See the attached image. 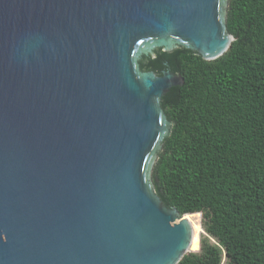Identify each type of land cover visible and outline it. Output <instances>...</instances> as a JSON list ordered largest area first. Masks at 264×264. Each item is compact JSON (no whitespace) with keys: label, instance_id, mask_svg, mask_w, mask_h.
<instances>
[{"label":"water","instance_id":"95a60500","mask_svg":"<svg viewBox=\"0 0 264 264\" xmlns=\"http://www.w3.org/2000/svg\"><path fill=\"white\" fill-rule=\"evenodd\" d=\"M229 0H0V264H179L187 213L155 191L180 73L235 41ZM202 216V214H201ZM199 251V250H198Z\"/></svg>","mask_w":264,"mask_h":264},{"label":"trees","instance_id":"16d2710c","mask_svg":"<svg viewBox=\"0 0 264 264\" xmlns=\"http://www.w3.org/2000/svg\"><path fill=\"white\" fill-rule=\"evenodd\" d=\"M227 27L217 60L179 47L139 62L185 79L162 98L174 124L152 174L167 206L194 213L196 252L179 264H264V0H229Z\"/></svg>","mask_w":264,"mask_h":264},{"label":"rangeland","instance_id":"374dc122","mask_svg":"<svg viewBox=\"0 0 264 264\" xmlns=\"http://www.w3.org/2000/svg\"><path fill=\"white\" fill-rule=\"evenodd\" d=\"M202 217V216H201ZM200 223H201V219H200ZM192 228H193V234L195 233V228L192 226ZM203 234V231H201L200 233H198V237L201 239V235ZM191 249H192V246H191ZM199 250V249H198ZM197 250V251H198ZM193 251H195V250H193Z\"/></svg>","mask_w":264,"mask_h":264}]
</instances>
